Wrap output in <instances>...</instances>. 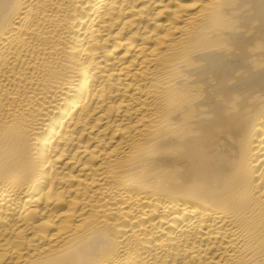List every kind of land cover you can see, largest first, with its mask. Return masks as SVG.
<instances>
[{"label": "bare ground", "instance_id": "bare-ground-1", "mask_svg": "<svg viewBox=\"0 0 264 264\" xmlns=\"http://www.w3.org/2000/svg\"><path fill=\"white\" fill-rule=\"evenodd\" d=\"M0 264H264V0H0Z\"/></svg>", "mask_w": 264, "mask_h": 264}]
</instances>
